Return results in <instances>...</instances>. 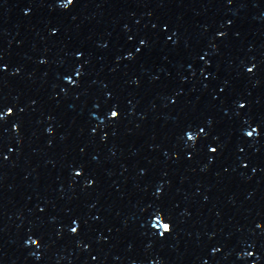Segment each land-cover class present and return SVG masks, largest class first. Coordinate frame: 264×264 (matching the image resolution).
<instances>
[{
	"label": "snow or ice",
	"instance_id": "snow-or-ice-1",
	"mask_svg": "<svg viewBox=\"0 0 264 264\" xmlns=\"http://www.w3.org/2000/svg\"><path fill=\"white\" fill-rule=\"evenodd\" d=\"M116 114H117L116 112H112V115H113V116H116ZM75 230H76V229H73V231H75ZM165 231H166V232H169V231H170V230L168 229V226H167V225H165ZM163 233H165V232H162V234H163Z\"/></svg>",
	"mask_w": 264,
	"mask_h": 264
}]
</instances>
